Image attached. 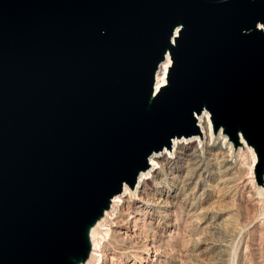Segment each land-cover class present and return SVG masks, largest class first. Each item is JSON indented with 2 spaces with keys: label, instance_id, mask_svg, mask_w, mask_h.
Segmentation results:
<instances>
[{
  "label": "water",
  "instance_id": "95a60500",
  "mask_svg": "<svg viewBox=\"0 0 264 264\" xmlns=\"http://www.w3.org/2000/svg\"><path fill=\"white\" fill-rule=\"evenodd\" d=\"M204 112L261 183L264 0H0V264L85 262L112 198Z\"/></svg>",
  "mask_w": 264,
  "mask_h": 264
},
{
  "label": "rangeland",
  "instance_id": "374dc122",
  "mask_svg": "<svg viewBox=\"0 0 264 264\" xmlns=\"http://www.w3.org/2000/svg\"><path fill=\"white\" fill-rule=\"evenodd\" d=\"M216 135L203 146L178 143L143 185L149 200L125 197L109 216L112 233H100L107 263L264 264V174L259 183L254 150L231 141L229 149Z\"/></svg>",
  "mask_w": 264,
  "mask_h": 264
},
{
  "label": "bare ground",
  "instance_id": "6f19581e",
  "mask_svg": "<svg viewBox=\"0 0 264 264\" xmlns=\"http://www.w3.org/2000/svg\"><path fill=\"white\" fill-rule=\"evenodd\" d=\"M170 66V58L168 55H166L165 60L160 64L158 71L155 75V85H154V90L157 91L160 87H162L165 83H166V74L168 71V67ZM197 124L198 127L200 129V133L196 136L193 137H189V138H174L172 140L171 143V147L169 149L164 148L161 152L158 153H153L149 159H148V164L149 167L147 170L140 172L136 181V184L134 186V188L130 189L127 186L123 187V190L120 194L114 196L110 202V206L109 209L106 210L103 214V216L90 228L89 231V242H90V252H89V256L88 259L86 261L87 264H109V262L107 263L106 260L103 258L104 255H102V249H103V241L102 238L100 237V233H102V229L103 232L110 230V224L112 222V220L109 218V216H111V214H115V209L117 207H121V205L123 204V202L125 201V197L128 194H133L134 196H136V201H146L149 200L148 197H146L144 195V191H143V185L150 179H154L157 175V173L159 172V170H161L162 165H164L162 163L164 158H172L175 156V151H176V146L178 145V143H182L184 141H195L197 143V145L203 146L208 140L207 137L210 136L212 138V135L214 134L212 132V127H211V123L209 120V115L204 112L202 115L197 117ZM218 136H222L221 138L224 139V142H222V144L226 145L228 144L229 149L231 148V142L230 141H226V135L222 134V132L219 130L216 133ZM216 135V136H217ZM216 138V137H215ZM242 144L246 145L245 142L243 141V139H241ZM216 142V141H215ZM196 145V146H197ZM206 146V145H205ZM224 147V146H223ZM246 147L251 151V153L254 156L253 153V149L246 145ZM202 149V148H201ZM202 151V150H201ZM179 153V152H178ZM177 154V153H176ZM187 154V153H186ZM183 155V154H182ZM191 156V155H190ZM186 164V163H185ZM163 168V167H162ZM175 177V176H174ZM149 194V193H148ZM156 194V193H155ZM150 196V194H149ZM165 196V195H164ZM171 196V195H170ZM176 196V195H174ZM151 198V196H150ZM155 198V197H154ZM174 199V198H173ZM155 200V199H154ZM160 202H162V200L160 199V197L155 201V205H159ZM164 202V201H163ZM167 202V201H166ZM174 202V201H173ZM172 202V203H173ZM141 204V203H140ZM149 204V202H148ZM153 204V205H154ZM169 205V204H168ZM144 206V205H143ZM152 206V205H151ZM170 207V206H169ZM172 208V207H171ZM170 208V209H171ZM114 212V213H113ZM170 214V213H169ZM167 215V213H166ZM188 215V214H187ZM117 216V215H116ZM198 216V215H196ZM120 217V216H119ZM131 217V215H130ZM202 217V216H201ZM137 218V217H136ZM180 218V217H179ZM197 218V217H196ZM199 218V216H198ZM203 219V218H202ZM119 221V220H118ZM137 221V220H136ZM114 222V221H113ZM124 222V221H123ZM127 223V222H126ZM140 224V223H139ZM105 227V229L103 228ZM127 227V226H126ZM139 229V228H138ZM128 231V230H127ZM110 232L112 233V231L110 230ZM126 232V231H125ZM124 232V233H125ZM132 233V232H131ZM134 233V232H133ZM103 234V233H102ZM105 234V233H104ZM103 234V236H104ZM124 237V234H123ZM137 237V236H136ZM139 237V236H138ZM137 237V238H138ZM147 237V236H146ZM134 238V237H133ZM153 239V238H151ZM154 241V240H153ZM135 243V242H134ZM129 245V244H128ZM144 245V244H143ZM145 245H152L153 246V242L149 241V243L145 244ZM144 245V246H145ZM143 246V247H144ZM155 247V246H154ZM159 247V246H158ZM157 249V248H156ZM152 250V249H151ZM154 250V249H153ZM143 251V250H142ZM155 251V250H154ZM145 253H147L146 251H144ZM154 253V252H153ZM106 254V253H105ZM107 258V257H106ZM110 258V257H108ZM157 258V257H156ZM111 261V260H110ZM154 261V260H153ZM158 262V261H157ZM150 263V262H149ZM111 264V263H110ZM130 264H135V263H130ZM153 264V263H152ZM159 264V262H158Z\"/></svg>",
  "mask_w": 264,
  "mask_h": 264
}]
</instances>
